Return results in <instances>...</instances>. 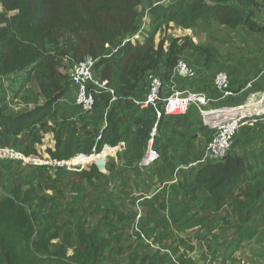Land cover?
<instances>
[{"label": "trees", "instance_id": "1", "mask_svg": "<svg viewBox=\"0 0 264 264\" xmlns=\"http://www.w3.org/2000/svg\"><path fill=\"white\" fill-rule=\"evenodd\" d=\"M225 1L172 0L143 10L148 0H0V149L36 156L43 135L53 134L50 158L82 164L106 146L126 144L108 161L107 174L101 171L110 151L88 163L101 171L1 159L0 264H195L188 258L192 246L180 237L186 229L204 227L201 238L212 243L214 215L225 207L235 221H264V148L239 143L220 162L180 169L162 137L151 136L166 116L158 120L154 112L134 135L123 125L147 83L149 92L151 75L169 90L186 52H205L189 38L167 40L171 24L263 31L253 18L264 0ZM146 13L151 24L142 40L106 58L140 32ZM89 57L98 59L95 76L117 92L115 102L108 92L95 95L93 112L108 109L102 134L88 129L84 118L69 120L55 108L71 88L68 70ZM19 98L24 103L17 111ZM152 139L159 159L141 168ZM156 183L161 189L150 197ZM245 235L237 233L229 247Z\"/></svg>", "mask_w": 264, "mask_h": 264}, {"label": "crops", "instance_id": "2", "mask_svg": "<svg viewBox=\"0 0 264 264\" xmlns=\"http://www.w3.org/2000/svg\"><path fill=\"white\" fill-rule=\"evenodd\" d=\"M171 1L172 0H148L147 5L145 8H143V10H147V8L151 5L163 3L168 5V3ZM200 1L208 5H227V1L225 0ZM234 7L237 8L235 5ZM253 19L260 27L263 28V31L251 32L243 25L236 29H229L227 27L220 26L217 23L199 24L192 30H184L181 28H175V30H173L174 25L171 24L170 29L165 31L163 36L168 37L173 31L179 33L184 32L183 37L189 39L191 38L190 40L195 46L201 47L205 50V52L201 50H191L186 52L184 59L194 69L196 77L194 79L178 80L177 89L179 91L190 90L206 94L208 98L213 101L207 108L208 110L239 107L246 104L251 98L256 97L264 92V10L257 12L256 17ZM211 32H217L218 36L213 38L211 36ZM199 35H205V37L202 38L206 39L204 43L202 42V39V43H200V45L198 41L196 42V36ZM214 45H217V47ZM220 72H225L229 75L234 95L218 101V99L221 98V95L214 87V79ZM117 80V77H115L114 82L117 83ZM147 86L148 83L137 93L136 100H134L131 108L123 116V125L130 128L132 135L136 134L137 130L145 122H147L154 113L153 109H143L138 105V102L143 101L146 98L148 93ZM169 92V90H164L163 94L167 95ZM76 93V88L71 86L67 96L59 101L55 105V108L61 113L65 114L66 118L69 120H81L84 118V125H86L88 129L91 131H98L100 134H102L107 127L106 115L108 109L100 106L94 112L92 111L91 113L85 115L83 111L75 104ZM111 101L115 102L116 100L112 98ZM259 121L251 122L245 125L242 128L239 136L242 134H247L246 130L250 129V126L253 128L257 123L264 125ZM202 125V116L195 107H192L185 116H166L163 121V127L165 128V131L170 127H173V133L177 134L179 137V144L175 149L177 154L182 153L181 156L184 157V152H186L187 155L186 157L179 160H177L174 155L172 160L175 163L177 162L178 164H183L184 159H186L187 161H191L192 164L193 161L196 160L197 162L203 158V151L207 143L212 139L214 131ZM240 144L241 147L244 146L242 141ZM125 148V143H121L115 148L106 146L102 155H92L90 156L91 158H86L82 164H76L85 165L90 162H95L101 158V156L106 157L109 153L107 151L112 152L109 154V156H111L109 160L116 159L119 154H122ZM180 167L181 166L178 165V168ZM141 168L147 167L141 166ZM177 178V176L174 177V179Z\"/></svg>", "mask_w": 264, "mask_h": 264}, {"label": "built area", "instance_id": "3", "mask_svg": "<svg viewBox=\"0 0 264 264\" xmlns=\"http://www.w3.org/2000/svg\"><path fill=\"white\" fill-rule=\"evenodd\" d=\"M144 30L145 26H142L138 34L131 39L125 40L120 47L112 50L110 52L111 55L106 56V58H111L113 55L117 54L127 43H135L141 40V34ZM106 49H111V47L106 45ZM97 63L98 59L89 57L83 62L73 65L70 69V83L71 86L75 87L77 90L75 104L84 114L91 113L94 110L96 103L95 95L108 92L113 96L114 100L117 99V92L108 85L107 81L102 82L96 79L95 68ZM195 77L196 73L194 69L185 60L181 59L178 61L171 79L169 94L164 97L162 96L165 90L162 81L158 77L151 75L149 77V92L143 101L138 102V105L143 109H153L158 120L162 118L163 115L167 117L185 116L192 107H195L199 111L203 119V125L213 130L214 134L205 147L203 158L192 166L224 160L233 149L235 140L241 133L242 128L251 122H258L260 119L264 118V92L251 98L246 104L239 107L208 110L207 108L213 101L208 98L206 94L190 90L179 91L177 89L178 80L194 79ZM214 87L221 95L218 101L234 95L231 79L225 72H220L216 75ZM159 102L162 103V110L158 106ZM153 133H156V128ZM154 134L151 135L152 138H154ZM1 153L5 155V158L0 156L1 159L26 161V163H33L35 165L40 163L32 158L25 159L22 154L16 153L10 149H0V154ZM158 159L159 155L153 149L152 139L141 166H151ZM40 164L43 165L42 163ZM69 165L70 162H66L63 165L58 164L57 167L65 166L68 167L69 170H72ZM176 182L177 179L172 183Z\"/></svg>", "mask_w": 264, "mask_h": 264}, {"label": "rangeland", "instance_id": "4", "mask_svg": "<svg viewBox=\"0 0 264 264\" xmlns=\"http://www.w3.org/2000/svg\"><path fill=\"white\" fill-rule=\"evenodd\" d=\"M0 12L1 13L3 12L1 6H0ZM148 18L149 17L146 13L143 19V23H144L143 26H145L147 30L148 28H150L149 25L151 24V21ZM175 28L177 29V27ZM175 28L173 27V30H175ZM183 35L184 32L179 33L173 31L170 34V36H168L169 38H167V40L170 38L181 40L182 38H185L183 37ZM211 36L214 38L218 36V34L217 32H211ZM202 37H205V35L196 36L197 38L196 42L198 41L199 45L200 43L202 42L204 43L206 41V39L205 38L203 39ZM202 39L203 41L201 42ZM156 41L158 43L160 42V38L158 36L156 38ZM214 46L217 47V45ZM167 47L168 44L165 45V48ZM68 74L70 75V69L68 70ZM96 79L100 81V74L96 76ZM8 86L9 84L5 82V87ZM10 97H12V95H10ZM15 103H16L15 104L16 110L20 111L23 108L24 102L19 98L18 100L15 101ZM263 120L264 118L261 119L259 122L264 124ZM164 127L162 125L158 133L157 131L155 134L152 132L151 135L154 134L155 136L156 135H158L159 137L162 136V138L169 145V147L171 146L170 149H171L172 157L175 155L177 160L186 157L187 156L186 152H184V157H183L181 156L182 153L177 154V151L175 150L179 144V137L177 134L173 133L174 128L170 127L168 130L165 131ZM249 128L250 129L246 130L247 134H242L235 140L234 146L238 145L242 141V144L247 145L249 147H255L258 150L263 149L264 125L257 123L255 127L251 128L250 126ZM43 139L44 140L42 144L37 146V151H38L37 155L30 157H26L23 155L25 159L32 158L33 160H36L42 163L43 165L49 164L52 165L53 167L55 166L57 167L58 164L63 165L64 163H66L65 161L59 162L56 160H52L50 158L48 151L49 150L55 151V146H56V143L54 141V136L52 134L43 135ZM102 153L94 154V155L98 156L101 155ZM0 156L5 158V155L3 153H1ZM110 157L111 156H107L105 163V171H101L99 167L95 165V163L76 165L77 162L69 161L70 162L69 167L72 168L73 171L81 172V171H89L92 166H96L99 169V171L107 174L106 164L108 163ZM75 158H78V156ZM185 160L186 159H184L183 164H178L176 162L179 166H181L180 169L191 168L193 167L192 165L194 164V162H196L195 160L191 164V161H187V160L185 161ZM73 162L75 163L76 166L73 165ZM40 163L37 165H41ZM24 165L35 166V164L26 163V161H24ZM159 188L161 189L160 183H156V187L153 189L152 194L156 191V189ZM152 194L150 195V197L152 196ZM136 209H138V211L140 212L139 207H137ZM213 222L216 224L215 234L217 235V237H215V239H212V243H209V241L207 242L205 239L201 238V236L205 234L204 227L202 229L200 228V226L188 228L183 233L180 234L181 239L188 241V244L192 246L193 249L188 253V258L192 259L195 264H264V221H262L261 223L259 222L257 224L252 222L244 223L241 221H235L230 207H225L218 215H214ZM221 227H225V228L223 229ZM237 233H245L246 235L243 237L241 242L229 247L230 243L237 239L236 236ZM213 252L217 253L216 257L213 255Z\"/></svg>", "mask_w": 264, "mask_h": 264}, {"label": "bare ground", "instance_id": "5", "mask_svg": "<svg viewBox=\"0 0 264 264\" xmlns=\"http://www.w3.org/2000/svg\"><path fill=\"white\" fill-rule=\"evenodd\" d=\"M74 162H75V161H74ZM73 165L76 166L77 164L75 165V163H73Z\"/></svg>", "mask_w": 264, "mask_h": 264}, {"label": "clouds", "instance_id": "6", "mask_svg": "<svg viewBox=\"0 0 264 264\" xmlns=\"http://www.w3.org/2000/svg\"><path fill=\"white\" fill-rule=\"evenodd\" d=\"M72 161V160H71ZM69 162V161H68Z\"/></svg>", "mask_w": 264, "mask_h": 264}]
</instances>
